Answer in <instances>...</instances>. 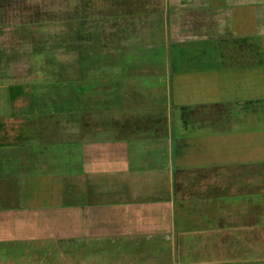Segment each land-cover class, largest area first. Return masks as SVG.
Returning <instances> with one entry per match:
<instances>
[{
    "label": "crops",
    "instance_id": "0c3cea01",
    "mask_svg": "<svg viewBox=\"0 0 264 264\" xmlns=\"http://www.w3.org/2000/svg\"><path fill=\"white\" fill-rule=\"evenodd\" d=\"M0 1L12 30L89 20L66 14L85 0ZM262 102L264 0H107V138L29 131L26 154L10 147L21 162L0 169V226L28 225L24 243L54 241L71 264L83 241L107 242V263L166 264L179 235L215 257L200 264H264L252 261L264 249V106L262 125L250 116ZM52 142L69 145L59 171L38 168L34 145ZM88 177L107 183V203L82 190ZM96 223L106 237L83 229Z\"/></svg>",
    "mask_w": 264,
    "mask_h": 264
},
{
    "label": "rangeland",
    "instance_id": "374dc122",
    "mask_svg": "<svg viewBox=\"0 0 264 264\" xmlns=\"http://www.w3.org/2000/svg\"><path fill=\"white\" fill-rule=\"evenodd\" d=\"M83 8L86 9L81 12L75 9L66 14L73 15L75 19L87 15L89 20L86 22L73 21L69 17L61 23L50 22L33 27L32 32L29 26L12 30L10 25H0V169L4 162H21L18 158L21 154L14 153L10 147L19 151L22 147L26 154L27 147L24 145L31 133L35 137H44L41 132L48 131L46 139L49 141L53 137L77 138L86 142L107 138V0H85ZM4 10L0 12V23L14 19V15L8 19ZM262 104H256L254 114L250 112L255 124L259 125L263 124L259 122L263 121ZM68 146L53 142L48 146L35 144V150L41 153L40 158L45 159V163L42 162L38 168L48 163L47 169L59 171L63 161L69 160L65 155ZM23 156L29 158L28 155ZM92 181L96 183L92 185ZM80 184L82 190H92L91 199L107 203V183L104 179L88 177ZM255 192L259 199L260 194ZM80 195L82 197L81 192ZM225 196L231 199L235 195L226 193ZM1 202L0 198V206L8 204L7 200ZM27 226L20 225L12 233L11 226H0V264H71L67 262L68 258L65 261L60 259L54 241L47 246L53 245L52 251L45 245L42 249H34L24 243L23 236L31 231ZM83 226L90 234L96 231L99 236L106 237L107 227L98 223ZM256 234L261 236L259 230ZM176 238L175 257L172 253V259L170 256V262L166 264H200L215 258L204 255L200 245L195 243L194 235L190 236L191 240H185L180 235ZM259 243L262 242L256 241V245ZM39 244L37 242L36 247ZM79 247L80 252L73 257L76 260L72 259L75 264H120L114 256L107 263V242L83 241ZM164 249L168 250L169 246ZM257 249L252 261L262 263L264 249L258 246Z\"/></svg>",
    "mask_w": 264,
    "mask_h": 264
}]
</instances>
